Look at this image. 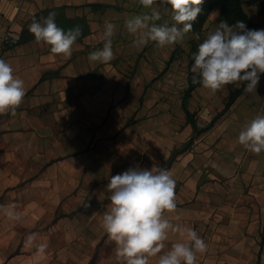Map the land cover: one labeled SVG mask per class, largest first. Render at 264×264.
<instances>
[{
	"label": "crops",
	"instance_id": "1",
	"mask_svg": "<svg viewBox=\"0 0 264 264\" xmlns=\"http://www.w3.org/2000/svg\"><path fill=\"white\" fill-rule=\"evenodd\" d=\"M118 1L0 0V58L11 64L26 90L15 115L0 114V206L14 205L13 210L21 214L19 220H11L0 210V264H119L102 218L110 203V177L130 167L172 173L177 208L166 218L192 228L205 241L207 251L197 254V264H264V152L251 153L238 143L236 160L225 157L218 169L221 181L214 182L196 174L197 144L194 151L191 145L176 154L182 148L169 145L166 149L164 126L129 124L107 106L113 98L102 96L99 76L93 75L96 64L87 59L86 45L103 36L92 17L119 15ZM152 7L170 13V7L161 6L159 0ZM244 9L257 29H264L261 5H244ZM52 10L57 25L66 19L67 30L76 26L82 30L70 57L52 54L50 46L37 42L28 30L33 18L42 21ZM149 12L146 8L144 13ZM221 21L225 20L217 7L201 35L207 36ZM9 36L17 40L13 46L4 43ZM24 36L28 40L18 43ZM184 38L190 45V67L192 43L199 42L191 31ZM202 87L188 99L193 115L191 107ZM240 87H231L228 100ZM182 102L183 97L181 108L195 142L203 134L207 141L210 129L225 131L223 123L217 127L220 116L216 115L214 124L197 134ZM235 104L242 127L264 113V73L256 92L243 91ZM241 129L234 133L231 129L229 134L238 141ZM208 145H200L206 158ZM31 233L38 235L29 245ZM179 239L178 233H169L165 250ZM40 243L47 244L43 252L37 247ZM150 264H155V258Z\"/></svg>",
	"mask_w": 264,
	"mask_h": 264
},
{
	"label": "clouds",
	"instance_id": "2",
	"mask_svg": "<svg viewBox=\"0 0 264 264\" xmlns=\"http://www.w3.org/2000/svg\"><path fill=\"white\" fill-rule=\"evenodd\" d=\"M157 0H139L150 13L130 17L125 27L131 34H139L133 41L143 46L149 41L159 47L175 44L193 28V22L202 11L204 0H159L161 6H170L171 26L161 21V13L152 6ZM56 13L50 12L42 21L33 18L29 25L37 42L50 46V52L70 57L73 46L81 36V28L64 30L55 21ZM182 26V27H181ZM116 26L105 22L103 47L89 54L91 62L107 64L114 59L112 37ZM196 40H200L197 33ZM191 67L193 84L216 92L225 86L245 84V93L256 92L260 74L264 73V29H248L243 21L229 25L221 21L198 44ZM26 90L23 79L14 75V69L0 58V114L11 112L22 104ZM238 143L254 154L264 152V113L257 114L245 123L238 134ZM176 181L172 173L163 168L130 167L111 176L107 184L110 201L102 218V227L110 241L115 243V255L119 264H197V254L207 251V244L192 228L173 224L166 213L176 210ZM90 205H86L89 207ZM14 205L0 206L11 220H19ZM169 233H178L180 239L165 250ZM36 233L27 236L32 245ZM40 252L47 244L37 245Z\"/></svg>",
	"mask_w": 264,
	"mask_h": 264
},
{
	"label": "rangeland",
	"instance_id": "3",
	"mask_svg": "<svg viewBox=\"0 0 264 264\" xmlns=\"http://www.w3.org/2000/svg\"><path fill=\"white\" fill-rule=\"evenodd\" d=\"M118 5H120L118 10L120 13L118 12L117 16L109 18L108 15L95 13L92 17L99 33H104L106 21L116 26L115 35L112 37L114 59L107 64L95 62L93 73L95 77L99 76L102 96L113 98V102L107 106L111 111L116 110L119 117L129 124L146 122L150 128H155L156 125L164 126L166 149L169 145L181 148L192 145L191 150L194 151V145L197 144L196 174L210 178L214 182L221 181L222 176L218 169H222L225 157L235 161L237 154V137L229 132L231 129V133L237 132L242 128L243 122L242 117L236 116V112L239 113L238 104H233L225 110L231 87L235 84L227 85L216 92L202 87L201 92L197 93L191 108L195 112L194 116L199 128L203 129L214 116L219 115L216 125L219 123L217 127H220L223 123L225 131L221 133L222 128L215 131L210 129L211 134L207 141L203 134L196 136L195 142L181 108L186 78L194 64L193 60L192 65L190 67L188 65L187 50L190 45L187 38L181 40V44H178L179 41L164 47H159L152 41L143 46H135L133 41L139 34L129 33L125 21L135 15L143 14L146 8L139 3V0H119ZM149 11L151 12V8ZM159 12L162 19L156 23L168 21L171 26L173 23L171 13L164 12V8ZM200 38L199 43L206 38V33L200 35ZM103 43L102 36L98 41L86 45L87 59L91 52L101 49ZM172 54L175 56L172 62L168 63ZM85 90L88 88L86 87ZM225 112L227 113L224 114ZM206 142L209 143L210 149L207 158L200 149V145ZM227 144L230 145V153Z\"/></svg>",
	"mask_w": 264,
	"mask_h": 264
},
{
	"label": "trees",
	"instance_id": "4",
	"mask_svg": "<svg viewBox=\"0 0 264 264\" xmlns=\"http://www.w3.org/2000/svg\"><path fill=\"white\" fill-rule=\"evenodd\" d=\"M256 3H259L261 5V13L264 14V0H248V1H244V0H204V3L202 5V11L198 15L196 21L193 22V28L191 32L194 33L195 36L197 33L201 35L202 27L204 23L206 22L209 14L212 12V10H214L217 7L220 8L224 20L227 21L230 26L235 24L236 21L239 20V21H243L246 24L248 29H257V25L251 20L250 16L247 14V12L244 9V5H251V4H256ZM50 12H54V10L48 11L47 14H49ZM61 21H62L61 23H58V26L63 28L64 30H67L65 27V25H67L66 24L67 20L62 19ZM68 29H71V28L69 27ZM84 33H87V30H84L83 34ZM27 40H28L27 36L26 37L24 36L20 38L18 43L26 42ZM192 47H193V50H197V47H198L197 41L192 43ZM191 62H193L192 57H191ZM192 76H193V73L190 72L188 76V86L183 96L182 107L185 110L189 120L193 124L196 133L200 134L202 130L204 131V130L209 129L214 124L215 120H217V117L204 129L198 130V126H197L196 120L194 119V115L188 108V99L191 96L192 92L201 84H193ZM246 83L247 82H245V84H242V87L231 92L230 98L225 107V110H228L234 104L236 99L244 91V87H246ZM185 149H186V146L176 151L175 153L177 154L179 152L184 151Z\"/></svg>",
	"mask_w": 264,
	"mask_h": 264
},
{
	"label": "built area",
	"instance_id": "5",
	"mask_svg": "<svg viewBox=\"0 0 264 264\" xmlns=\"http://www.w3.org/2000/svg\"><path fill=\"white\" fill-rule=\"evenodd\" d=\"M17 40L13 39L12 37H7L5 40H4V43L7 45V46H13L14 44H16Z\"/></svg>",
	"mask_w": 264,
	"mask_h": 264
}]
</instances>
